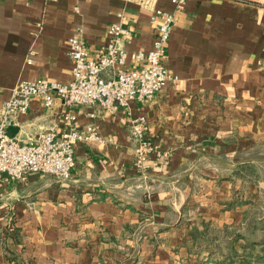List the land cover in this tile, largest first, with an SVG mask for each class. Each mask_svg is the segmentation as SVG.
<instances>
[{
  "label": "crops",
  "instance_id": "obj_1",
  "mask_svg": "<svg viewBox=\"0 0 264 264\" xmlns=\"http://www.w3.org/2000/svg\"><path fill=\"white\" fill-rule=\"evenodd\" d=\"M173 13L163 63L176 79L151 98L108 110L33 97L16 117L23 142L68 125L100 138L76 144L68 180L3 179L0 264H226L222 244L264 249V0H186ZM118 20L128 51L151 48L150 12L129 0H0V104L20 80L69 81L68 37L96 58ZM139 115L153 145L142 169Z\"/></svg>",
  "mask_w": 264,
  "mask_h": 264
},
{
  "label": "built area",
  "instance_id": "obj_2",
  "mask_svg": "<svg viewBox=\"0 0 264 264\" xmlns=\"http://www.w3.org/2000/svg\"><path fill=\"white\" fill-rule=\"evenodd\" d=\"M150 12L154 24V38L148 50L128 51L125 43L129 31L120 20L107 27L109 42L101 47L96 58L85 50L84 40L78 34L67 39L71 60V79L67 82L33 79L20 80L9 98L0 104V187L3 179H21L31 173H45L57 180H68L75 162V147L80 142L99 140L98 127L88 124L81 128L68 125L56 134L52 129L39 132L35 138L23 142L9 136L7 129L19 114L29 107L33 97L41 99L46 107L59 99L65 105L99 103L108 110L127 107L133 100L151 98L168 81L176 79L163 63L166 44L174 22V10L184 7L186 0H168L173 10L157 7L158 0H129ZM117 16L121 18V13ZM140 61L135 69H116L127 60ZM104 72L111 75L105 76ZM147 123L143 115L134 117L130 137L134 143L135 165L142 169L153 149L146 138ZM1 196V194H0Z\"/></svg>",
  "mask_w": 264,
  "mask_h": 264
},
{
  "label": "rangeland",
  "instance_id": "obj_3",
  "mask_svg": "<svg viewBox=\"0 0 264 264\" xmlns=\"http://www.w3.org/2000/svg\"><path fill=\"white\" fill-rule=\"evenodd\" d=\"M264 236V235H262ZM262 236H257L258 240L262 238ZM260 245V242L259 244ZM222 249H224L227 252V257H226V264H264V249L260 250V247H257V250H250L249 244H247L246 248L243 249L242 253H236L233 251H230V247L225 243L222 244ZM255 248V247H254Z\"/></svg>",
  "mask_w": 264,
  "mask_h": 264
},
{
  "label": "water",
  "instance_id": "obj_4",
  "mask_svg": "<svg viewBox=\"0 0 264 264\" xmlns=\"http://www.w3.org/2000/svg\"><path fill=\"white\" fill-rule=\"evenodd\" d=\"M11 128H12V127L9 126L8 129H7V133H8L9 136H12L11 133H10Z\"/></svg>",
  "mask_w": 264,
  "mask_h": 264
}]
</instances>
